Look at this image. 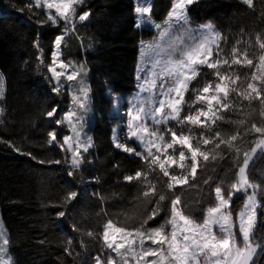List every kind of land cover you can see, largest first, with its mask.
<instances>
[{
	"label": "snow or ice",
	"instance_id": "obj_1",
	"mask_svg": "<svg viewBox=\"0 0 264 264\" xmlns=\"http://www.w3.org/2000/svg\"><path fill=\"white\" fill-rule=\"evenodd\" d=\"M193 2L172 0L165 26L155 25L160 29L159 37L147 44L141 42L145 50L143 55L150 53L153 57L152 68L141 85V91L149 95L132 102L126 124V140H132L140 150L120 142L115 130L113 140L116 148L138 156L142 161V167L134 174L126 175L124 180L140 186L141 193L136 199L143 204L144 211L134 225L120 226L111 219L106 222L102 233L104 246L115 256H98L96 264L264 262V172L259 173L258 182L256 177H251L256 161L264 158V33H256L254 40L251 36L247 41L236 39L226 52L220 41L224 40L227 45V37L213 27L207 26L199 35L184 27L189 23L188 6ZM241 2L249 8L254 7L253 0ZM84 4L86 0H29L18 10L23 12L27 8L31 12L33 7L43 8L47 19L39 23L49 22L56 26L63 22L65 32H74L76 21L83 22L91 15L90 10L77 15L78 8ZM135 11L143 19V14L150 13L151 8L137 7ZM150 19L149 16L144 22ZM63 41V35L56 38L57 51L53 54V66L49 68L52 80L56 82L52 90L57 94L63 86L62 77L73 81L83 71V65L77 69L63 62L57 70ZM70 66L73 71L67 73ZM239 68L252 71L242 73ZM88 91L81 81L79 94L73 96L75 110L58 115L57 107H53L46 113L48 117H54L53 124L67 122L73 129V136L62 142L57 140L55 131L48 133L49 144H58L71 153L73 170H79L87 163L85 154L93 146L91 138H82L77 128L83 124V116L78 112L88 110ZM189 92L191 95L186 99ZM244 101L250 109L253 101L259 103L262 123L249 125L247 119L233 121L224 115L242 110ZM3 114L4 109L0 108V116ZM222 123L237 127L228 130L221 126ZM249 135H255L250 148L246 139ZM6 143L21 154L31 155ZM217 160H228L230 164L225 168L213 163V173L218 167L223 171L198 180V169L207 170L209 163ZM50 162L61 163L59 160ZM201 185L208 186L209 197L214 202L208 203L201 197L198 203L207 206L200 209L202 216L197 218L185 212L182 195L185 187L201 188ZM237 193L243 194L245 199L234 216L233 197ZM78 195L76 190L67 191L58 206L63 208L71 204ZM162 211L166 213L163 222L150 227L149 221H155ZM56 216L64 217L65 211H58ZM85 234L94 235L91 231ZM9 244V238L0 228V264H15Z\"/></svg>",
	"mask_w": 264,
	"mask_h": 264
},
{
	"label": "trees",
	"instance_id": "obj_2",
	"mask_svg": "<svg viewBox=\"0 0 264 264\" xmlns=\"http://www.w3.org/2000/svg\"><path fill=\"white\" fill-rule=\"evenodd\" d=\"M28 2L0 0V74L5 84L4 114L0 116V221L10 240L9 252L15 264H95L96 257L108 254L102 238L106 222L111 219L120 226L134 225L144 211L143 204L136 199L141 193L140 186L124 180L142 167V161L113 146L114 122L110 111L115 99H122L125 105L134 93L139 46L142 41L153 40L156 33L137 27L135 0H86L77 15L88 10L91 15L83 22L77 20L74 32H65L63 22L56 26L39 23L47 19L46 12L39 8L33 7L31 12L27 8L23 12L18 10ZM253 4L249 8L241 0H195L188 6L189 23L192 26L210 23L227 37V45L220 41L227 52L236 39L247 41L251 36L254 40L256 33H264V0H253ZM171 5L172 0H152L151 21L163 23ZM61 35L64 41L60 60L75 67L83 65L89 75L93 150L79 170L67 166L69 156L65 150L48 143L49 132L55 131L59 141L67 133L62 124L52 123L54 117L46 115L53 107H57L58 115L68 108L67 96L52 90L54 83L48 73L55 40ZM190 95L191 92L186 94V99ZM243 103L242 110L224 115L233 121L247 119L249 125L262 123L259 103L253 101L251 109L247 101ZM221 126L228 130L237 127L223 123ZM246 139L248 147L253 146L255 135ZM6 142L31 155L15 151ZM126 143L135 147L132 140ZM57 160L61 163L50 162ZM213 163L225 168L230 164L228 160L210 162L207 170L198 169V180L223 171L218 167L213 173ZM70 171L73 175H69ZM261 172L264 158L256 161L251 177L258 182ZM69 190L78 191L77 199L59 207L61 197ZM201 197L208 203L214 202L208 186L185 187L182 195L185 212L200 218V209L207 206L198 203ZM244 199L243 195L233 197L234 216ZM61 210L65 216H56ZM165 215L162 211L155 221H149V226L163 222ZM86 231L94 235L87 236Z\"/></svg>",
	"mask_w": 264,
	"mask_h": 264
},
{
	"label": "rangeland",
	"instance_id": "obj_3",
	"mask_svg": "<svg viewBox=\"0 0 264 264\" xmlns=\"http://www.w3.org/2000/svg\"><path fill=\"white\" fill-rule=\"evenodd\" d=\"M151 2H152V0H135L134 6H135V9L137 7H151ZM39 9L46 12V10L43 8H39ZM51 11L54 13L55 10L53 9ZM148 17H149V13H145V14H143V19H142L141 14L136 12V22H137V25L138 24L140 25L139 27L138 26L137 27L138 28H149V29L153 30L156 33L155 38H158L160 29H157L155 27V25H157L159 23H154L151 21V19H150V21L145 23L144 21L147 20ZM167 18H168V15H167ZM167 18H166V20H167ZM165 21L159 25H161L162 27L165 26ZM207 26L213 27L210 23H205L203 25H198V26H192L190 23H188L184 27L186 29H188L191 33L199 35L200 33H202L205 30V28ZM152 41L153 40L148 41V42H144V43L147 44V43L152 42ZM56 51H57V49L55 47L53 54ZM144 51L145 50L142 47V44H140L138 63H137V69H136V77H135V91H134V93L132 94V96L130 98H128L125 101L126 102L125 105H124V102L122 99H115L113 102L111 111H110V117L113 119V122H114V126L112 129V138H111L114 147H115L114 140H113L114 130L118 134V139L120 142L124 143V142L129 141V140H126V135H127V131H128L126 124H127V119H128L127 113L129 111L130 107L132 106V102L135 99L146 98L149 95L148 92H146V91L142 92L141 91V85L144 84L146 74L149 73L150 69L152 68L151 61H152L153 57L151 56L150 53L146 56L143 55ZM53 54H52V65L50 67L53 66ZM60 62H62V61L60 60V57H58V60L56 62V67H57L58 71L60 70L59 69V63ZM70 65H72V64H70ZM72 66H74V65H72ZM49 68H48V73H49L50 78L52 80V73L49 71ZM76 68L79 69V67H76ZM72 71H73V67L70 66L67 69V73H71ZM138 77H139V79H138ZM61 80H62V84H63V86L61 88V93H64L68 98V108H67L66 112L64 113V114H67L70 110L76 109V105L73 103V96L79 94V88L81 86V81L89 90V85H88L89 75H88V72L83 68V71L80 73V75L75 80L67 81L66 77H62ZM52 82L54 83V86H55L56 82L54 80H52ZM157 85H159V81H157ZM0 89H2V91H3V98L0 99V108H1L3 106L4 95H5V84H4V79H3L1 74H0ZM87 103H88V110L86 112H84L83 110H80L78 112L79 115L83 116L82 126L77 125V128H79V130L82 134V138H85V137L91 138L90 126L93 123V114H92V108H91L90 91H88V102ZM62 125L67 130V133L65 135L61 136V142L64 140V138L73 136L72 127H70L67 122L62 123ZM135 147H137L138 151L140 150L136 143H135ZM59 148L64 150L60 146H59ZM116 149H118V148H116ZM92 150H93V146L91 148H89V152L85 155H91ZM118 150H120V149H118ZM67 153L69 156L67 166L69 168H71V160H70L71 153L70 152H67ZM129 155L132 156V154H129ZM236 195H243V194L237 193ZM0 228H2V230L6 234V230L4 229L1 221H0ZM107 252H108L107 255L115 256L114 253H111V250L107 249ZM149 259H151V258L149 257ZM95 264H96V260H95Z\"/></svg>",
	"mask_w": 264,
	"mask_h": 264
},
{
	"label": "crops",
	"instance_id": "obj_4",
	"mask_svg": "<svg viewBox=\"0 0 264 264\" xmlns=\"http://www.w3.org/2000/svg\"><path fill=\"white\" fill-rule=\"evenodd\" d=\"M55 47H56V45L54 46V50H55ZM54 50H53V52H54Z\"/></svg>",
	"mask_w": 264,
	"mask_h": 264
},
{
	"label": "bare ground",
	"instance_id": "obj_5",
	"mask_svg": "<svg viewBox=\"0 0 264 264\" xmlns=\"http://www.w3.org/2000/svg\"><path fill=\"white\" fill-rule=\"evenodd\" d=\"M2 108V107H1ZM52 145V144H51Z\"/></svg>",
	"mask_w": 264,
	"mask_h": 264
}]
</instances>
